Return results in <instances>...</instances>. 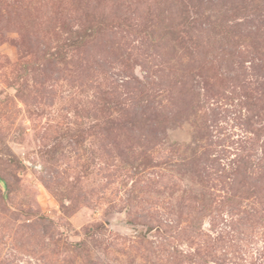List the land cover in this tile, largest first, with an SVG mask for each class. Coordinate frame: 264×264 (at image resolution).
Returning <instances> with one entry per match:
<instances>
[{
    "label": "rangeland",
    "instance_id": "rangeland-1",
    "mask_svg": "<svg viewBox=\"0 0 264 264\" xmlns=\"http://www.w3.org/2000/svg\"><path fill=\"white\" fill-rule=\"evenodd\" d=\"M0 264H264V0H0Z\"/></svg>",
    "mask_w": 264,
    "mask_h": 264
}]
</instances>
